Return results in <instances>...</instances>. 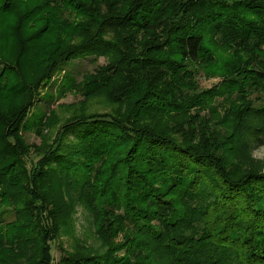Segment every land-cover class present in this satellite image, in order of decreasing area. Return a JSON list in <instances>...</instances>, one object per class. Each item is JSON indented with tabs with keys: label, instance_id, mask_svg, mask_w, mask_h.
I'll use <instances>...</instances> for the list:
<instances>
[{
	"label": "trees",
	"instance_id": "obj_1",
	"mask_svg": "<svg viewBox=\"0 0 264 264\" xmlns=\"http://www.w3.org/2000/svg\"><path fill=\"white\" fill-rule=\"evenodd\" d=\"M0 17V56L18 51L0 72V264H264V173L237 155L264 144V0H0ZM217 48L223 81L202 88ZM90 55L107 62L60 87L96 107L23 123L45 73Z\"/></svg>",
	"mask_w": 264,
	"mask_h": 264
},
{
	"label": "rangeland",
	"instance_id": "obj_2",
	"mask_svg": "<svg viewBox=\"0 0 264 264\" xmlns=\"http://www.w3.org/2000/svg\"><path fill=\"white\" fill-rule=\"evenodd\" d=\"M14 20H12L13 22ZM7 24L6 18L0 17V27ZM2 50L5 51L7 57L3 58L0 56V72L4 71L10 72L12 70L14 60L17 57L18 51L12 46V42L3 39L1 40ZM227 60V53L222 48L216 49V61L209 66V75H203L199 77V82L202 88L215 87L221 84L223 81V75L225 71V61ZM107 62L105 57H95L90 55L86 58L70 59L67 61L60 62L55 68L49 69L43 76V80L38 83L36 91L33 93L31 105L28 106L25 119L23 123L30 124L36 115V111H44L49 114H56L58 116H64L71 111L81 110L83 106L89 108H95L97 103L96 100L93 102L89 101L86 105L82 102L83 98L79 93H74L73 91L67 92L60 87V81L64 74V71L69 69V72L74 76L76 80H80L84 73L94 72V70L99 66ZM25 64V60L23 61ZM26 72L31 73V75L36 74V70L31 68L26 69ZM40 74H36L33 78H38ZM72 86V84H69ZM69 86V87H70ZM64 104L65 106H59ZM4 105L9 106L10 101H6ZM24 113V112H23ZM25 139L29 143H39L40 139L36 137L33 133H25ZM238 147L237 155L241 162L247 160V157L252 164L259 169L260 172L264 173V144H253L252 149L248 151L247 146H243L240 143ZM247 150V151H246ZM243 157V158H241ZM27 166H30V161H35L36 156L31 154L28 158ZM248 161V160H247ZM6 206H1L0 211ZM78 230L80 234L86 236L87 224L85 222L84 216L81 213V209H78ZM53 254L55 259L60 256L59 250L54 246Z\"/></svg>",
	"mask_w": 264,
	"mask_h": 264
}]
</instances>
